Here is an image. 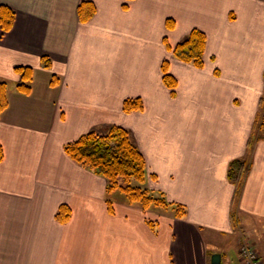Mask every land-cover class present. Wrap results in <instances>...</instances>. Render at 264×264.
I'll return each mask as SVG.
<instances>
[{
    "label": "crops",
    "instance_id": "0c3cea01",
    "mask_svg": "<svg viewBox=\"0 0 264 264\" xmlns=\"http://www.w3.org/2000/svg\"><path fill=\"white\" fill-rule=\"evenodd\" d=\"M84 1L96 10L88 22L77 16ZM0 5L15 12L12 28L0 30V80L14 84L0 114V264H210L214 253L220 264H242L243 242L264 264V140L235 206L226 177L264 114V0ZM192 29L206 36L201 69L166 47ZM17 66L33 71L28 95L16 90ZM36 84L46 102L37 108ZM136 98L142 111L124 113L123 101ZM110 125L126 129L144 157L145 188L183 205L184 218L110 197L103 177L65 154L66 144ZM61 205L70 210L63 223Z\"/></svg>",
    "mask_w": 264,
    "mask_h": 264
},
{
    "label": "trees",
    "instance_id": "16d2710c",
    "mask_svg": "<svg viewBox=\"0 0 264 264\" xmlns=\"http://www.w3.org/2000/svg\"><path fill=\"white\" fill-rule=\"evenodd\" d=\"M95 6L92 2H81L77 8V16L80 22H88L95 14ZM15 12L8 6L0 5V30L8 32L13 25ZM169 29L173 28L172 21H167ZM166 47L171 51L172 57L180 62L192 64L195 68L203 67V54L206 47V36L198 29H192L175 47ZM45 61V58L43 59ZM48 63V59L46 60ZM47 63L44 67H48ZM162 83L174 95L177 81L168 73V62L161 66ZM14 72L19 76L16 90L28 95L31 90L32 69L30 67L17 66ZM54 80L50 81L53 85ZM8 107L7 84L0 80V114ZM142 101L139 98L123 101L124 113L142 111ZM264 140V114H260L255 121L251 135L246 145V156L233 159L227 166V180L234 187L232 206L238 203L245 179L251 170L250 155L257 142ZM65 154L79 166L91 171L95 175L106 180V191L119 190L130 205H138L143 210L157 207L169 209L173 217L182 219L186 216V208L178 203H169L161 192H154L145 188L146 163L144 157L133 142L130 133L119 126L110 125L103 129L92 130L81 135L77 140L64 146ZM2 150L0 146V159ZM108 209L112 211V204L108 201ZM70 210L66 205H61L55 218L60 222H66ZM153 230H156V222H148Z\"/></svg>",
    "mask_w": 264,
    "mask_h": 264
},
{
    "label": "built area",
    "instance_id": "2783aa9c",
    "mask_svg": "<svg viewBox=\"0 0 264 264\" xmlns=\"http://www.w3.org/2000/svg\"><path fill=\"white\" fill-rule=\"evenodd\" d=\"M239 255L242 264H262L261 259L257 251L248 245L247 243H242L239 247Z\"/></svg>",
    "mask_w": 264,
    "mask_h": 264
},
{
    "label": "rangeland",
    "instance_id": "374dc122",
    "mask_svg": "<svg viewBox=\"0 0 264 264\" xmlns=\"http://www.w3.org/2000/svg\"><path fill=\"white\" fill-rule=\"evenodd\" d=\"M8 82V83H7ZM6 82V84H7V86H8V88H9V100L12 98L11 97V94L13 93V92H11V90L14 88V84L13 83H11V82H9V81H7ZM41 85L40 84H36L35 86H34V88L37 90V93H36V95H35V97L36 98H34L35 99V107L37 108L38 107V102H40V103H42V104H46V102H45V98H44V94L40 91V89H41ZM38 101V102H37ZM42 116H43V118H44V115L42 114ZM122 196L123 197V194L119 191V190H115L113 193H112V195H110V197H116V196ZM168 211H170L169 209H167ZM232 255H233V258H234V256H235V253L233 252V250H232ZM262 260L264 261V256H262Z\"/></svg>",
    "mask_w": 264,
    "mask_h": 264
},
{
    "label": "water",
    "instance_id": "95a60500",
    "mask_svg": "<svg viewBox=\"0 0 264 264\" xmlns=\"http://www.w3.org/2000/svg\"><path fill=\"white\" fill-rule=\"evenodd\" d=\"M221 256L220 254L214 253L211 255L210 264H220Z\"/></svg>",
    "mask_w": 264,
    "mask_h": 264
}]
</instances>
